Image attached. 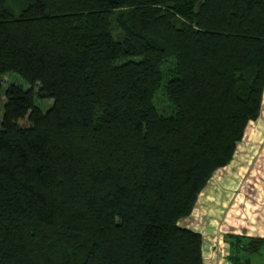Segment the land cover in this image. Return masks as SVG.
Returning a JSON list of instances; mask_svg holds the SVG:
<instances>
[{"label":"trees","instance_id":"16d2710c","mask_svg":"<svg viewBox=\"0 0 264 264\" xmlns=\"http://www.w3.org/2000/svg\"><path fill=\"white\" fill-rule=\"evenodd\" d=\"M1 93L0 264H204L179 221L260 115L264 0H0Z\"/></svg>","mask_w":264,"mask_h":264},{"label":"crops","instance_id":"0c3cea01","mask_svg":"<svg viewBox=\"0 0 264 264\" xmlns=\"http://www.w3.org/2000/svg\"><path fill=\"white\" fill-rule=\"evenodd\" d=\"M261 111L262 117L259 125L262 127V134L260 139H263L264 96ZM242 143H239L230 163L216 170L209 179L210 185L208 186L209 183L206 185L213 198L210 204L211 210L216 209L217 214L208 220L212 227L210 232L207 231L205 234L201 230H195L202 235L204 264H231L229 255L233 248L227 238L229 234L264 237V147L260 153L255 150L247 152L244 147L239 148ZM257 155L259 156V160L256 159L258 166L250 165ZM226 190L229 191L226 202H222L220 207L218 204L216 206L214 201L219 202L221 194ZM202 221L206 219L203 217L199 222ZM186 228L194 230L191 227ZM249 258V264H264V247L260 252L251 254Z\"/></svg>","mask_w":264,"mask_h":264},{"label":"rangeland","instance_id":"374dc122","mask_svg":"<svg viewBox=\"0 0 264 264\" xmlns=\"http://www.w3.org/2000/svg\"><path fill=\"white\" fill-rule=\"evenodd\" d=\"M1 83H2L3 88H6L10 83L20 84L25 89H27L29 87L28 84H26L24 81H22V79L14 73H7V74L3 75L1 77ZM0 97H1V99H3L2 93L0 94ZM37 103L43 109H46V108L50 107V105L52 104V100L51 99H38ZM1 111H2V109H1ZM261 112H260L258 119L256 121L250 122L249 125L246 127L244 137L240 142V143L243 142L242 145L239 147L240 149L244 147V149H246L247 152H253L255 150V151H258V153H260V151L263 149L264 138L260 139V135L262 134V130H261L262 127H260V125H259L260 118L262 117ZM256 145H257V147H255ZM256 148H257V150H256ZM256 159L259 160L258 155L256 156L255 161L253 163H250V165H257L258 166V161ZM209 181L207 182V183H209L208 186L211 183ZM208 186H206V188H204L205 190H202V193L200 194L201 196H198L200 198H198V200H196L192 211L187 216H185L184 218H182L179 221L180 226L191 227V228H194V230H201L205 234L207 231L210 232L212 230V227L210 225L211 222H209L208 220L212 219L213 216L217 214V211H216V209L215 210L213 209V211L211 210L210 204H211V201H213V198L210 195V192L208 190ZM209 189H211V188H209ZM228 192H229L228 190L224 191L223 194H221V199L219 200V202H218V200L214 201V204H216V206L218 204V207H220V204L222 202L225 203L227 198H228V194H229ZM203 217L206 219V221L199 222ZM207 222H209V223H207ZM204 223H205V225H203Z\"/></svg>","mask_w":264,"mask_h":264}]
</instances>
